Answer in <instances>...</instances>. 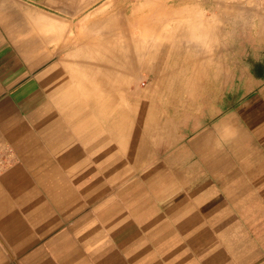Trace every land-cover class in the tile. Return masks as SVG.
I'll list each match as a JSON object with an SVG mask.
<instances>
[{
  "label": "crops",
  "instance_id": "obj_1",
  "mask_svg": "<svg viewBox=\"0 0 264 264\" xmlns=\"http://www.w3.org/2000/svg\"><path fill=\"white\" fill-rule=\"evenodd\" d=\"M93 1L0 0V140L11 158L0 166V264H264V89L246 109L195 107L229 31L250 36L237 49L264 65V9L237 1L232 27L231 0H220L217 32L197 24L216 0H172L175 38L156 30L157 62L140 67L153 86L132 91L117 74L129 46L69 40ZM123 3L116 12L135 5ZM197 49L209 55L175 64L199 69L165 80L164 51Z\"/></svg>",
  "mask_w": 264,
  "mask_h": 264
},
{
  "label": "rangeland",
  "instance_id": "obj_2",
  "mask_svg": "<svg viewBox=\"0 0 264 264\" xmlns=\"http://www.w3.org/2000/svg\"><path fill=\"white\" fill-rule=\"evenodd\" d=\"M237 1H239L240 5L244 7L243 9H246L243 0H231L228 3L226 14H228L229 25L232 27L237 20L235 16ZM134 2V6L128 5L125 8L126 12L123 9L117 10L116 12L117 8L124 6L123 0H97L93 2H85L84 11L81 12L82 17L74 19V23L72 24L74 27H77L78 30L83 29L84 33L69 35V40L73 38L74 40L76 39L79 41L83 38L93 37L92 39L97 41L104 37L108 38L110 36H116L115 44L117 47L129 46L128 51H121L125 56L124 60L128 62L126 69H124L122 65L121 68L117 67V74H127L133 79L130 80L128 77V80L131 82L129 81L127 84L121 83V89L147 91L151 90V86H153L152 81L155 77L152 74L143 73L140 67L142 65L154 64V61H156V54L158 51L151 46L156 42L157 29L164 30L165 41L172 42L174 40L175 37L173 32L177 27V19L172 17V0H165V2H162V0H134ZM251 10L254 11L253 8ZM220 13V0H216V7L215 10L212 11V14L207 13L206 16H204L203 13H200L199 17H197V24L219 32L218 29L224 22ZM244 21H248V19H244ZM111 22L115 24V28L111 32H108L107 27ZM249 22L251 21L249 20ZM212 35L213 40H217L220 37L218 33H213ZM224 37H227L226 42L229 49L227 51H222L221 53L218 50L210 52L215 63L212 62L210 71L204 78V92H206V98L197 100L195 106L196 108L212 107V113H215L220 106L225 111H234V109L241 107V105H244V108L246 109L248 103L257 99V96H262L261 93H263V91L261 92V90L264 89V65L251 66L248 63L251 62V55L253 54L252 50L248 48L244 51L237 49V39L239 38L241 40L244 38L243 42H246L250 39V36L243 35L242 38V36H238L236 33H230L229 31V34ZM139 39H141L142 44L136 45V42ZM196 41L199 42L200 40L196 38ZM135 47L139 49L134 50ZM95 53L100 54L97 50ZM179 53L194 54L195 58L200 60L204 58L206 54L209 55V51L199 49L183 52L174 50L164 51V57L168 59V61L167 59L165 60L164 65L166 68L165 80L169 82L176 80L179 75L184 73L191 74L194 73V69H199L198 67L180 68V66H177L178 64L176 65L175 62L179 59ZM260 53L264 54L262 51H260ZM102 54H104L105 57H99L100 67L96 69L97 73L99 71L101 79L107 72V67L104 65L106 62L104 60L107 56L104 52H102ZM220 54L223 56L222 58H224L222 61L225 65L224 69L228 72V80L227 83L224 84L222 83V77H215V73L219 70L215 65L216 62L219 61L218 56ZM180 70L183 71V73ZM172 84L173 83H169V86ZM105 85L106 83L104 81L99 84L101 94L106 89ZM224 85H227L226 96L224 95ZM221 93H223V95H221ZM220 96L223 97L220 98ZM259 99V102L262 101L261 98ZM168 102L166 108L172 118L175 108L173 107V103H171L172 100H168Z\"/></svg>",
  "mask_w": 264,
  "mask_h": 264
},
{
  "label": "built area",
  "instance_id": "obj_3",
  "mask_svg": "<svg viewBox=\"0 0 264 264\" xmlns=\"http://www.w3.org/2000/svg\"><path fill=\"white\" fill-rule=\"evenodd\" d=\"M247 2H252L261 9H264V0H246ZM2 142L0 140V166H7L11 164L10 152L7 148L2 147Z\"/></svg>",
  "mask_w": 264,
  "mask_h": 264
},
{
  "label": "bare ground",
  "instance_id": "obj_4",
  "mask_svg": "<svg viewBox=\"0 0 264 264\" xmlns=\"http://www.w3.org/2000/svg\"><path fill=\"white\" fill-rule=\"evenodd\" d=\"M147 36H148V35H147ZM141 42H142L141 39L137 40L136 45L142 44ZM140 69H141V68H140ZM137 73H138V72H137Z\"/></svg>",
  "mask_w": 264,
  "mask_h": 264
}]
</instances>
